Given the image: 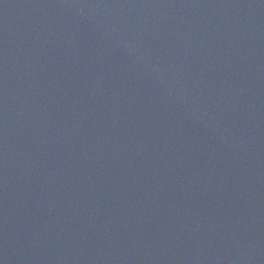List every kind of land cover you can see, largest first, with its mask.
Here are the masks:
<instances>
[{
  "label": "water",
  "instance_id": "obj_1",
  "mask_svg": "<svg viewBox=\"0 0 264 264\" xmlns=\"http://www.w3.org/2000/svg\"><path fill=\"white\" fill-rule=\"evenodd\" d=\"M0 264H264V0H0Z\"/></svg>",
  "mask_w": 264,
  "mask_h": 264
}]
</instances>
